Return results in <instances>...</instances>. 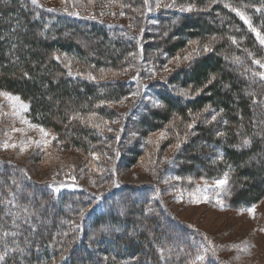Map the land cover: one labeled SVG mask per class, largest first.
Returning a JSON list of instances; mask_svg holds the SVG:
<instances>
[{
  "label": "trees",
  "instance_id": "16d2710c",
  "mask_svg": "<svg viewBox=\"0 0 264 264\" xmlns=\"http://www.w3.org/2000/svg\"><path fill=\"white\" fill-rule=\"evenodd\" d=\"M82 1L83 8L91 4ZM102 1L122 4L131 19L146 4ZM169 2L164 16L151 17L155 25L136 23L132 32L73 15L61 2L68 12L38 1L0 0V89L28 101L32 119L51 128L64 149L78 152L90 173L106 162L119 170L143 161L147 168L160 165L177 139L181 146L171 153L166 174L184 182L227 173V208L256 204L264 197V82L253 75L259 67L253 61H264V45L232 9L264 36V5L261 0ZM189 6L191 11H180ZM193 43L211 51H188L190 61L172 63ZM139 59L152 66L166 59L173 69L167 82L144 87L152 104L121 116L116 137L103 124L117 118L131 85L102 77L120 74ZM184 88L188 96L180 94ZM213 115L215 121H206ZM8 164L0 161V264H202L190 232L160 210L154 187L118 184L97 197L29 183ZM185 231L193 242L174 244V235Z\"/></svg>",
  "mask_w": 264,
  "mask_h": 264
},
{
  "label": "rangeland",
  "instance_id": "374dc122",
  "mask_svg": "<svg viewBox=\"0 0 264 264\" xmlns=\"http://www.w3.org/2000/svg\"><path fill=\"white\" fill-rule=\"evenodd\" d=\"M37 1L41 6L52 7L55 9L54 11L60 12L69 11L64 6L66 5L69 6L71 13L104 21L108 25L120 28L121 31L123 28H127L132 32H135L132 26L136 23L138 28L146 24L155 25L151 21V17L155 15L164 16V11L171 7H165V5H172L170 0H147L145 7L138 11L136 17L131 19L133 16L131 17L123 9L122 4L116 5L112 1L88 0V3L91 4L85 8L78 3L79 0H61L60 2L64 5L59 1L57 3L50 0ZM261 1L264 5V0ZM83 3L87 5L85 2ZM157 3L160 7L156 6ZM149 9L151 10L149 11ZM259 9L262 10L261 7ZM203 48L204 46L199 43L190 44L183 56L187 55L188 51L196 52ZM177 57L180 55L173 58L172 63L179 66L183 57H180L178 63ZM163 60L152 66V64L141 63L139 59L137 63L134 62L133 65L124 67L120 74L107 73L102 77V80L105 81L111 79L116 80V82H124V86L126 84L131 85L125 88L127 95L121 99L120 105L116 108L117 115L115 117L117 118L103 124L106 133H112L117 137L113 130L122 125L124 122L122 117L127 115L130 117L129 111H135L137 107L152 104L151 92L149 90L150 95L144 94V87L148 83L157 82V85L160 86V82H167L168 76L166 77V75L173 68L169 65L170 62L168 63L166 59ZM165 67L168 71H165ZM149 69L155 71L154 76L150 75ZM261 71H264V68L259 65L258 72ZM137 74H139L138 79L134 80L133 77H137ZM262 81L264 82V80ZM0 91L18 96L10 91L1 89ZM180 91L187 92L188 90L184 88ZM134 92L138 94L133 96L132 93ZM20 102L27 105L26 110L19 107V102H16V108L13 109V102L5 96H0V161L9 163L8 165L24 175L29 183L57 187L59 190H81L85 192V195L97 197L102 196L118 184L136 188L152 186L155 191L153 196L158 201L160 210L163 209L165 214L175 219L180 226L185 227L190 232L189 236L196 244L195 259L197 261L202 264H264V197L256 204L234 211L228 209L229 205L226 204V197L230 196V182L228 181L224 186L215 184L216 180L224 177V174L214 177H187L184 182L178 176L166 174L164 168L168 160L179 149L175 147L179 142L177 139L172 141L160 165L154 164L151 168H147V161H143L141 164L140 162L134 164L129 169L119 170L116 163L106 162L100 170L90 173L86 165L83 164L84 159L78 152L64 149L62 141L58 139L57 134L51 128L32 119L29 102L21 97ZM14 111L18 115H14ZM211 118L209 117L206 121H210ZM41 128L48 133L47 136L41 133ZM13 129H20L21 131H14ZM161 133L164 132L159 133L160 137ZM157 142L158 140H154L155 144ZM4 143L14 144L15 147L5 148L3 147ZM21 148L24 150L21 151ZM173 152L174 154L170 156ZM126 155L130 157L129 152H126ZM32 196L36 197L37 193L33 192ZM29 198L30 196H28ZM124 199L131 200L134 199V196L125 195ZM193 199H198L199 202L194 203ZM217 201H221L222 206ZM249 208H253V213H249ZM48 221L46 219L44 223L47 224ZM162 224L169 226V223L164 220ZM189 236L186 231L175 234L173 237L174 244L191 242ZM209 241L211 244L208 243ZM200 256L203 259H197Z\"/></svg>",
  "mask_w": 264,
  "mask_h": 264
},
{
  "label": "snow or ice",
  "instance_id": "6c2138e0",
  "mask_svg": "<svg viewBox=\"0 0 264 264\" xmlns=\"http://www.w3.org/2000/svg\"><path fill=\"white\" fill-rule=\"evenodd\" d=\"M146 2H147V0H146ZM31 3L35 5V4H37V0H31ZM156 6H157V7H160L159 3H157ZM170 6H171V5H165V7H170ZM150 10H151V9H149V11H150ZM191 10H192L191 6H189L188 8H181V9H180V11H182V12H183V11H191ZM49 11H51V10H49ZM232 11L236 12L237 15H239V16L241 17V19L244 20V22H245L246 24L249 25V28H250L253 32L256 33V36H257L258 40L260 41V43H261L262 45H264V36H262L259 32L256 31L255 28L252 27V25L250 24V22L245 18L244 14H243L242 12H240L238 9H235V8H233ZM72 14H73V15H76L77 13H72ZM121 14H123V13H121ZM230 39H232V42H233V43H236L235 38H230ZM203 51H204L205 53H207V52L211 51V49H210L207 45H205L204 48H203ZM197 54H198V53H197ZM57 59H59V57H57ZM191 59H192V55H191V54L183 56V60L190 61ZM179 60H180V57H177V63L179 62ZM237 60H238V58H237ZM253 63L260 65L261 68H264V62H262V61L254 60ZM165 71H168L167 67H165ZM149 73H150V75H153V76L155 75V71H154L153 69H149ZM70 74H71V73H70ZM25 75H27V73H25ZM253 75L259 77L260 80H264V71L257 72V73H253ZM138 76H139V74H137V77H133V79H134V80L138 79ZM89 78L94 79V77H89ZM137 94H138V93H136V92L132 93L133 96H135V95H137ZM180 94H181V95H184V96H188V95H189V93L184 92V91H181ZM0 96H5V97L8 98L9 101H12V102H13V109L16 108V102H19V107H20L21 109H25V110H26V108H27V105H25V104H23L22 102H20V97H18V96H13V95L10 94V93H6V92H2V91H0ZM155 106H159V102H155ZM13 114H14V115H18V113L15 112V111L13 112ZM216 118H217V117H216L215 115L212 116V120H213V121H215ZM187 127H188L189 129L193 128V127H194V122H193V124H189V125H187ZM13 130H14V131H21L20 129H13ZM109 130H111V129H109ZM40 131H41V133H43L45 136L48 135V133H46V132L44 131L43 128H41ZM163 135H164V134L161 133V138H163ZM217 135H218V136H219V135H223V133H219V132H218ZM45 143H47V141H45ZM243 143L246 145V144L249 143V141H248L247 139H245V140L243 141ZM180 146H181V145H180L179 143H177V144L175 145L176 148H179ZM3 147H5V148H7V147H15V145H14V144H11V145H10V144L4 143V144H3ZM23 150H24V149L21 148V151H23ZM227 177H228V174L225 173L223 178L218 179V180L215 181V184H216L217 186H224V185H226V184L228 183V179H227ZM165 182L167 183V181H165ZM205 199H207V197H205ZM193 202H194V203H198L199 200H198V199H193ZM217 203L221 204V206H222V202H221V201H217ZM248 211H249L250 214L253 213V208H249ZM80 214H81V216H83V215H84V212L81 211ZM5 235H7V233H5ZM205 239H206V238H205ZM208 243L211 244V241H209ZM159 251H160L161 256H162V258H163L165 250L161 248V249H159ZM206 251H207V249H206ZM3 259H4V254H0V260H3ZM197 259H203V257L200 256V257H197Z\"/></svg>",
  "mask_w": 264,
  "mask_h": 264
}]
</instances>
